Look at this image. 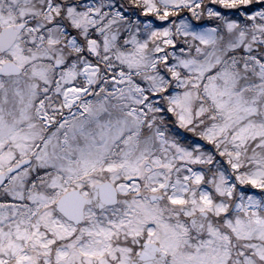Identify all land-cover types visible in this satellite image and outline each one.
Returning a JSON list of instances; mask_svg holds the SVG:
<instances>
[{
	"label": "snow or ice",
	"instance_id": "snow-or-ice-1",
	"mask_svg": "<svg viewBox=\"0 0 264 264\" xmlns=\"http://www.w3.org/2000/svg\"><path fill=\"white\" fill-rule=\"evenodd\" d=\"M0 264H264V0H0Z\"/></svg>",
	"mask_w": 264,
	"mask_h": 264
}]
</instances>
